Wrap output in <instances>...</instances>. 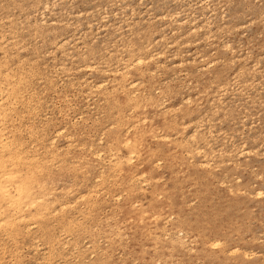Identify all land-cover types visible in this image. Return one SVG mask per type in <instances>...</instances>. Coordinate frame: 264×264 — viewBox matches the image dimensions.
Wrapping results in <instances>:
<instances>
[{"label":"rangeland","instance_id":"obj_1","mask_svg":"<svg viewBox=\"0 0 264 264\" xmlns=\"http://www.w3.org/2000/svg\"><path fill=\"white\" fill-rule=\"evenodd\" d=\"M0 84L54 154L0 264H264V0H0Z\"/></svg>","mask_w":264,"mask_h":264},{"label":"bare ground","instance_id":"obj_2","mask_svg":"<svg viewBox=\"0 0 264 264\" xmlns=\"http://www.w3.org/2000/svg\"><path fill=\"white\" fill-rule=\"evenodd\" d=\"M55 4L56 3H52V5H55ZM45 7L47 9L49 8L47 3L45 4ZM179 24H181V23H179ZM2 39H3V37H2ZM63 42H65V41H63ZM138 61H139V59H138ZM132 63H131V65H132ZM115 73H116V71H115ZM121 78L124 79V76H122ZM4 80L7 82L6 78ZM100 84L97 87H101ZM103 85H104V83H103ZM5 87H7V86H5ZM119 87H120L122 93L124 94L123 96L125 98L129 99L130 93L127 91V89H125V87L123 85H121ZM94 88H96V87H94ZM18 91H19V88H17V87H10V88H4L3 87L2 88V86L0 84V95H2L4 93L5 94L4 97H6V99L7 98L9 99V97H11V96H13V98H16L17 97L16 94H18ZM4 109H5L4 104L0 103V233H4V234L9 235V236H15V235L18 236V235H21L20 233H22L26 229V231L23 233L27 235V234H29L27 230L30 228H23L22 222H26L28 217H31L32 219H37L40 222H44L47 219L46 218L47 217V210L49 209L48 205H49V203L52 202V201H49L47 199V196L52 193L51 192L52 187L47 182V178H48L49 173H50V169L52 166V160L54 159V157H53L54 154L52 153L53 151H50L51 156H50V154H49V156L51 157V159H49L47 157H44V158L40 157V155H38V154L35 155V157H32V159L31 158L29 159V157L27 156V154L25 153L23 148H20L19 145H13L11 142H7L8 140L5 142L3 140L4 139L3 135H4V131H5V130H3V124H6V122H5L6 121V119H5L6 113H5ZM57 133H58V131H57ZM191 135H193V133H191ZM191 135H189V136H191ZM7 137H9V136H7ZM5 140H6V138H5ZM182 140H183V138H182ZM125 144H126L125 150H126L127 156L125 158H122L121 157L122 155H121L119 157V159L117 160L118 162L115 164V166H116L118 172L120 169V165L122 163H129L131 160H133V158L136 157L140 148L143 147V142L141 140H137V139L134 140V142L127 141ZM120 146H124V145H120ZM88 150H89V148H88ZM95 154H96V152H95ZM123 157H124V155H123ZM129 173H130V171H129ZM129 176H131V175H129ZM62 207H64V206H62ZM139 226H141V225H139ZM27 227H28V225H27ZM29 227H30V225H29ZM214 244L217 245L218 243L212 244V242H211V244H209V245L212 246ZM228 252H231V251H228Z\"/></svg>","mask_w":264,"mask_h":264}]
</instances>
